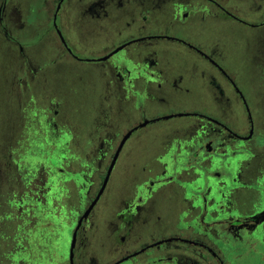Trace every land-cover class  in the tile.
<instances>
[{
  "label": "rangeland",
  "instance_id": "obj_1",
  "mask_svg": "<svg viewBox=\"0 0 264 264\" xmlns=\"http://www.w3.org/2000/svg\"><path fill=\"white\" fill-rule=\"evenodd\" d=\"M57 1L0 0V4H4L0 24V264L52 263L33 261L38 254L42 230L38 231L39 224L34 229L29 225L28 229L25 211L31 210V215H34L44 209L42 201L38 203L35 197L43 199L42 193L49 197L61 193V185H65V193H71L72 182H63L57 171L62 155L66 157L64 161H70L73 153L93 145L98 134L101 138L110 132L113 137L121 135L151 116L195 111L219 114L205 94L202 101L191 99L197 95L196 91L180 103L168 99L150 100L142 107L131 109L130 105L123 106L117 86L113 82L108 83L112 74L109 75L102 62L68 57L57 60V55L62 53L53 25ZM216 1L242 21L218 11L217 19L207 17L205 22L191 19L183 28L177 29L169 22L170 0H164L162 9L155 11L152 17L149 15L143 27L134 17L137 7H147L145 3L123 2L121 8L110 9L111 16L95 23L83 18L78 0H66L62 16L55 18V23L68 47L80 59L97 57L115 49L133 35L149 33L175 36L216 55L244 96L252 119L258 125L256 131L263 135L261 145L264 149V0ZM205 5L208 6L206 2ZM198 11L201 14L205 12ZM126 22L131 26L127 27ZM5 32L10 38L5 36ZM154 45H163L166 51L186 49L183 44L166 39H156ZM137 47V43L128 45L121 55ZM23 82L27 83L29 92L23 90L26 87ZM178 94L185 93L180 91ZM235 108L238 125H243L246 116L238 99L235 100ZM48 115L50 119L51 115L54 116L51 122ZM180 122L191 124L196 119L180 116L160 120L137 129L127 140L104 197L93 212L95 222L91 230L90 264H109L123 250L138 246L136 240L119 245V232H111L110 221H116V207L136 194L140 182L167 171L162 164L165 153L170 150L175 127ZM221 171L226 175L224 182L227 186L234 183L236 169L232 164L223 163ZM244 176L259 188L264 183V175L255 178L245 173ZM237 195L241 197L240 208L244 211L257 206L258 199L263 200L261 190L252 187H248V191L239 190ZM159 210L167 214L166 206H160ZM176 218L173 216L172 224L176 229L182 227L179 231L183 233L188 222L185 218L180 222ZM151 227L146 222L139 225L137 231L141 238ZM57 229L54 225L45 233L53 236ZM67 235L64 227L61 240L59 238L57 244L53 240L46 247L49 254H54L56 245H61L62 249H58L66 252L69 245ZM257 250L264 256L263 247ZM252 253L244 257L248 261L246 264H260Z\"/></svg>",
  "mask_w": 264,
  "mask_h": 264
},
{
  "label": "flooded vegetation",
  "instance_id": "obj_2",
  "mask_svg": "<svg viewBox=\"0 0 264 264\" xmlns=\"http://www.w3.org/2000/svg\"><path fill=\"white\" fill-rule=\"evenodd\" d=\"M65 1H57L56 6H60L54 13L56 18L62 16L63 6L67 4ZM78 1L83 18L95 23L103 22L111 16L110 9L121 8L123 2L145 3L147 7H137L134 17L136 20L132 18L139 26L144 25L148 16L152 17L164 4V0ZM205 2L208 6H204ZM3 5L0 4L1 25ZM198 10L205 12L201 14ZM218 11L242 21L216 0H170V26L180 29L191 19L196 22H205L207 17L217 19L220 15ZM124 24L131 26L130 22ZM57 29L55 28L62 53L56 59L63 60L68 57L102 62L109 75L112 74L108 83L113 82L117 86L123 106L127 104L131 109H137L136 106L142 107L143 103L150 100L157 102L167 99L180 103L184 97L196 91L197 95L191 99L202 101L205 94L219 113L182 112L185 114L182 116L195 117L196 122H180L175 127L170 150L165 153L162 164L168 172L165 170L161 175L157 174L148 181L140 182L136 194L120 202L115 209L116 221L111 220L110 223L111 232H119V245L124 246L131 240H136L138 246L123 250L109 264H246L248 261L244 257L250 256L252 252L258 263L264 264V256L257 250L260 246L264 248V183L259 188L252 180L244 178L245 173L255 178L260 175L262 178L264 175V149L261 145L263 135L256 131L258 125L252 119L244 96L217 56L202 50L197 44L175 36L149 33L133 35L124 40L119 46L133 42L106 59L100 58L107 56L114 48L97 57L91 56V59H80L68 47L61 32L64 41L62 40ZM5 36H8L6 32ZM154 39L179 42L188 51L184 48L166 51L163 45H154ZM134 43L139 47L121 55L128 45ZM25 85L23 90L29 92L27 83ZM180 91L185 94H178ZM236 99L245 111L246 122L243 125H238ZM161 117L145 118L118 136L113 137L110 132L103 134L101 138L98 134L93 145L73 153L70 161H64L66 157L62 155L57 171L63 182H72L71 193H65L66 187L61 185V193L50 197L42 193L43 199L35 197L38 203L42 201L44 209L36 211L34 215H31V210L25 211L28 229L29 225H33L34 229L39 224L37 229L42 230L39 233L41 242L38 244V254L33 258L34 262L46 260L48 263L52 261L50 264H90L91 230L95 222L93 212L104 197V191L118 159L122 156L123 148L137 129L164 120ZM53 118L51 115V119ZM51 119L48 115V121L51 122ZM145 121V125L139 126ZM128 132L129 136L118 150ZM223 163L232 164L236 169L234 183L231 181L232 184H228L230 186L224 182L226 175L221 171ZM248 187L261 190L263 200L258 199L257 206L244 211L240 208L241 197L237 192L248 191ZM95 199L96 202L89 209ZM48 202L54 203L48 206ZM160 206H166L167 214L160 212ZM50 207L54 209H47ZM173 216H177L179 222L184 218L188 222L183 233L179 231L182 227L176 229L172 224ZM151 217L152 221H148ZM145 222L152 227L141 238L137 229ZM54 225L59 229L57 234L54 232L55 235L47 236L46 230ZM64 227L67 228L69 242L66 252L59 250L62 249L61 245H56L54 254H49L46 247L53 240L56 244L59 238L61 240ZM30 260L29 253V262Z\"/></svg>",
  "mask_w": 264,
  "mask_h": 264
},
{
  "label": "water",
  "instance_id": "obj_3",
  "mask_svg": "<svg viewBox=\"0 0 264 264\" xmlns=\"http://www.w3.org/2000/svg\"><path fill=\"white\" fill-rule=\"evenodd\" d=\"M59 6H60V4H58L57 5V10L59 9ZM56 10V11H57ZM236 17V16H235ZM55 18H56V14L54 15V21H53V25H54V27L56 28V23H55ZM237 18V17H236ZM253 26H254V24H253ZM57 29V28H56ZM57 32L59 33V35H60V37L62 38V40L64 41V39H63V37H62V35H61V33H60V31L57 29ZM137 40H139V39H137ZM131 42H133V41H130V42H128V43H126V44H130ZM126 44H123V45H121V46H119V47H117V48H115L112 52H110L107 56H104V57H102V58H100V59H106L107 57H109V56H111L112 54H114V53H116L117 51H119L120 49H122ZM182 115H185V114H183V113H178V114H169V115H166V116H163V117H161L162 119H168V118H171V117H174V116H182ZM159 119V118H158ZM155 120H157V119H155ZM147 122L145 121V122H143V123H141L139 126H143V125H145ZM129 134H130V132H128L125 136H124V138L122 139V141H121V143H120V145H119V148H118V150L121 148V146L123 145V143H124V141L127 139V137L129 136ZM112 167V166H111ZM111 167H110V169H111ZM110 172V171H109ZM109 172H108V174H109ZM107 177H108V175H107ZM107 177L105 178V180H104V183H103V185H102V187H101V190H100V192H99V194L101 193V191H102V189H103V186L105 185V182H106V180H107ZM96 202V199L94 200V202L90 205V207H89V209L93 206V204ZM88 209V210H89ZM88 210L85 212V215L87 214V212H88ZM84 215V216H85ZM74 239V238H73ZM72 246H73V240H72Z\"/></svg>",
  "mask_w": 264,
  "mask_h": 264
}]
</instances>
